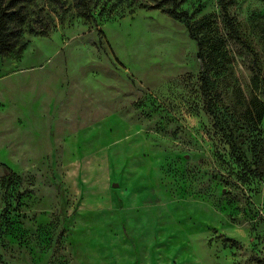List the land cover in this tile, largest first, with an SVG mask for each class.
I'll use <instances>...</instances> for the list:
<instances>
[{
    "label": "rangeland",
    "instance_id": "rangeland-1",
    "mask_svg": "<svg viewBox=\"0 0 264 264\" xmlns=\"http://www.w3.org/2000/svg\"><path fill=\"white\" fill-rule=\"evenodd\" d=\"M79 1L0 56V264H264V0Z\"/></svg>",
    "mask_w": 264,
    "mask_h": 264
},
{
    "label": "trees",
    "instance_id": "trees-1",
    "mask_svg": "<svg viewBox=\"0 0 264 264\" xmlns=\"http://www.w3.org/2000/svg\"><path fill=\"white\" fill-rule=\"evenodd\" d=\"M171 4V8L169 10L170 15L174 18L183 20L188 32L192 37L195 36V33L192 28V24L189 22L191 14L187 10L178 9L177 6L180 0H165ZM222 10L224 13L225 10V1L219 0ZM75 6L78 7V12L80 15L88 16L87 13L80 7V1L75 0ZM28 8L26 2L23 0H0V56L10 55L13 57H20L23 52L26 41L23 37L24 31H28L29 33H40L45 34L44 30H37L34 25L28 23ZM226 16V14H225ZM229 24L230 34L236 40L243 42L238 36L237 31L231 23ZM197 56L200 64V80L201 86L204 91L208 90V79L205 75V69H203L204 61L202 57V44L197 41ZM5 166V165H3ZM11 174V176H15V173L8 167H6ZM12 180V179H10Z\"/></svg>",
    "mask_w": 264,
    "mask_h": 264
},
{
    "label": "crops",
    "instance_id": "crops-1",
    "mask_svg": "<svg viewBox=\"0 0 264 264\" xmlns=\"http://www.w3.org/2000/svg\"><path fill=\"white\" fill-rule=\"evenodd\" d=\"M205 203V202H204ZM206 204V203H205ZM210 209V211L212 210L213 211V209H211V208H209ZM83 230V229H82Z\"/></svg>",
    "mask_w": 264,
    "mask_h": 264
}]
</instances>
